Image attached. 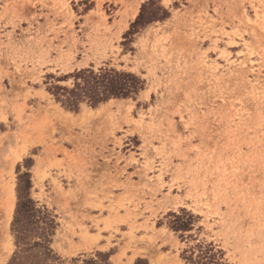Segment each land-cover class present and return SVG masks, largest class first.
Returning a JSON list of instances; mask_svg holds the SVG:
<instances>
[{
  "label": "rangeland",
  "instance_id": "obj_1",
  "mask_svg": "<svg viewBox=\"0 0 264 264\" xmlns=\"http://www.w3.org/2000/svg\"><path fill=\"white\" fill-rule=\"evenodd\" d=\"M173 4L148 21L136 0H0V264L16 249L26 173L66 263L102 253L112 264H191L184 249L213 243L223 264H264V0ZM130 65L145 81L135 100L111 98L87 116L49 91L76 70ZM198 83L220 138L202 137L193 153L173 136L175 101ZM181 192L195 210L191 229L176 232L165 206Z\"/></svg>",
  "mask_w": 264,
  "mask_h": 264
},
{
  "label": "snow or ice",
  "instance_id": "obj_2",
  "mask_svg": "<svg viewBox=\"0 0 264 264\" xmlns=\"http://www.w3.org/2000/svg\"><path fill=\"white\" fill-rule=\"evenodd\" d=\"M136 3L140 5V17L147 16L148 20H163L164 17L170 16V10L174 7L173 0H136ZM131 20V17L129 18ZM134 26V25H133ZM155 27V25H153ZM110 63V61H108ZM142 70V69H141ZM129 72H133L136 75L140 73L136 71L131 65L128 68ZM103 73V69H97L96 75H91L84 79L83 83H69L68 88L72 89L71 99L68 102L72 111L79 113L81 116H87L89 114L90 108H96L98 97H103L106 103L104 109H107L110 105H114L115 101H109V93H116L117 90H123L127 88V81L132 80V76H121L114 74L113 76H108ZM67 81V77H65ZM135 87V81L132 84ZM208 89L205 84L198 83L193 85L190 89L185 90L183 88L177 89L178 96L175 101L176 105L181 108V114L176 115V131L173 133L174 137L180 138V146L192 151L193 153L199 149L191 148L192 144H195L201 140L203 137L205 140H212L220 138V132L215 128V125L219 123L218 119L213 121L209 120L211 113H207L206 100L209 98L202 95L207 93ZM126 94V93H125ZM195 95V98L193 96ZM135 100V96H133ZM220 97H215L212 102H218ZM227 98H225V103H227ZM235 103L238 105L241 103L240 100H236ZM131 107V105H129ZM101 109V110H104ZM202 113H207L206 115H201ZM239 171V168L236 169ZM206 187H208L206 185ZM190 190V189H186ZM181 201H174L167 204L165 207L169 213L176 216V222L184 220L185 216L195 210V205L193 204L194 196H185L184 192H181ZM208 198V197H203ZM165 209H161L164 211ZM183 213V215H181ZM198 223L196 224L193 231L196 235H200L202 231L205 230V225L202 220V214L197 216ZM42 222H46L45 217H41L39 220H35L33 217H27V228L28 233H30L29 239L35 241L31 247L39 249L43 252L45 259H40L37 257L34 264H47V257L51 255L52 252H57V256H53V259H58L59 255H66L58 250V245L53 244V248L49 249L47 247L48 241L47 237L43 235V228L41 227ZM191 222V217L182 226L187 228ZM166 231V230H165ZM196 235H191L189 238L195 242ZM198 246V245H197ZM78 259V257H77ZM63 264V261L60 262ZM72 264H76L73 260Z\"/></svg>",
  "mask_w": 264,
  "mask_h": 264
},
{
  "label": "trees",
  "instance_id": "obj_3",
  "mask_svg": "<svg viewBox=\"0 0 264 264\" xmlns=\"http://www.w3.org/2000/svg\"><path fill=\"white\" fill-rule=\"evenodd\" d=\"M147 16H144V18ZM143 17H138L142 19ZM165 18V17H164ZM149 21V20H148ZM153 21V20H151ZM134 27V26H133ZM103 73H106L108 76H113L118 74L121 76H132V80L127 81V88L123 90H117L116 93H109V99L111 98H128L139 93L141 89L144 88L145 81L139 75H136L133 72L126 70L117 69L114 67H101ZM91 75H96L97 70L94 68H83L76 70L73 73L67 74L58 80H65V77H73V83H83L84 79ZM135 81V87L133 88L132 84ZM49 91L53 94L56 101L60 102L64 107L71 109L69 101L71 99L72 89L68 88L67 85L54 84L49 87ZM126 93V94H125ZM106 102L103 97H98L97 105ZM72 110V109H71ZM26 185H18V203L15 209L14 218L11 224V231L15 238L16 249L13 256L7 264H34L37 257L40 259H45L44 254L41 250L31 247L35 241L29 239L30 233H28L25 225L27 224V217H33L35 220H39L41 217L46 218V222H42L41 227L43 228V235L47 237L49 242L47 247L52 249V236L56 228V220L53 216V213L45 206H39L37 202L31 197L30 189L32 187L30 174L26 173ZM183 215V214H181ZM174 219L170 223V227L176 232L187 231L191 229V222L187 228L182 225L188 221L189 216L192 218V215L185 216L184 220L180 223L176 222V216L173 214ZM198 245V246H197ZM223 251L217 249L213 243H196L195 245L190 246L183 250L181 256L184 260L191 264H223L221 260ZM58 254L54 251L49 255L47 259V264H60L63 261V264L66 263L60 256L58 259L54 260L53 256ZM76 261V264H112L106 256L102 253H99L97 259H85L82 263H79V260L73 259ZM72 264V262H71ZM135 264H150L143 259H138Z\"/></svg>",
  "mask_w": 264,
  "mask_h": 264
},
{
  "label": "bare ground",
  "instance_id": "obj_4",
  "mask_svg": "<svg viewBox=\"0 0 264 264\" xmlns=\"http://www.w3.org/2000/svg\"><path fill=\"white\" fill-rule=\"evenodd\" d=\"M37 172V171H36ZM12 186V185H11ZM11 186H9V187H11ZM13 187V186H12ZM4 189V188H3ZM10 189V188H9ZM7 192V191H6ZM6 194H8V193H6ZM5 194V195H6ZM7 198V197H6ZM5 199V198H4ZM6 200V199H5ZM8 200H9V203H8ZM15 194H14V192L12 191V189H11V191H10V193H9V195H8V199H7V207H6V215H7V217L10 219L11 218V216H12V210H13V206H14V204H15ZM4 203V202H3ZM6 203V202H5ZM6 217V216H5Z\"/></svg>",
  "mask_w": 264,
  "mask_h": 264
}]
</instances>
